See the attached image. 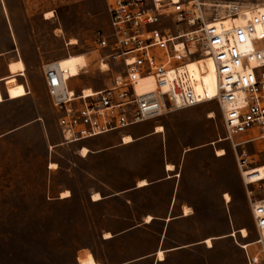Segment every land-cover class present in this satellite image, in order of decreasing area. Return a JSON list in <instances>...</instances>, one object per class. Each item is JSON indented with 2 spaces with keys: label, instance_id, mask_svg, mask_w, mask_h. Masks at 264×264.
I'll list each match as a JSON object with an SVG mask.
<instances>
[{
  "label": "rangeland",
  "instance_id": "1",
  "mask_svg": "<svg viewBox=\"0 0 264 264\" xmlns=\"http://www.w3.org/2000/svg\"><path fill=\"white\" fill-rule=\"evenodd\" d=\"M204 1L215 5L234 2L247 8L264 3ZM219 10L217 6L207 7L211 15ZM106 27L103 0H0V54L4 55L0 57V77L7 75L9 61L22 59L25 76L19 82L28 92L10 108H0V264H108L114 254L129 250L132 255L152 247L159 230L156 225L142 226L127 242L115 246L103 242L101 236L112 225L109 213L115 212L118 219L128 223L140 222L145 214L141 206L147 201L154 206L155 190L130 193L127 206L122 198L109 204L92 203L91 196L96 191L112 194L133 186L142 177H156L165 156L182 169L183 186L194 187L196 197L204 196V204L196 203V207H204L209 213L210 227L200 225L195 229H204L211 236L235 231L232 237L211 239L209 254H203L202 248L197 250L191 264H249L252 257L258 258L256 264H264V253L254 243L257 233L244 185L233 151L224 139L221 111L215 102L171 110L156 118L164 127L160 139L165 138L166 148L155 141L146 146L128 145L100 154L89 153L84 158L81 144H66L53 150L50 147L57 163H49L56 165L51 168L54 170L35 165L36 155L61 141L42 65L69 55L89 54L94 33ZM72 39L77 44L66 46ZM85 63L84 56L63 66L74 77ZM202 78L214 96V68L210 66ZM112 79L111 73H101L97 66L90 65L88 73L71 79L68 87L75 91L82 87L99 90L110 85ZM0 90L6 98L4 82H0ZM153 123L149 120L125 130L132 135L142 134L151 130ZM256 136L253 133L248 138ZM154 139L148 136L140 143ZM107 144L96 141L89 149L94 152ZM220 149L225 155L217 158L215 151ZM245 149L252 167L264 164L263 142L255 140ZM36 160L42 164L44 158L37 156ZM64 190H69L70 196L60 199ZM226 192L230 196L227 204L222 201ZM253 194L264 195L263 184ZM241 229H245L246 237L239 233Z\"/></svg>",
  "mask_w": 264,
  "mask_h": 264
},
{
  "label": "built area",
  "instance_id": "2",
  "mask_svg": "<svg viewBox=\"0 0 264 264\" xmlns=\"http://www.w3.org/2000/svg\"><path fill=\"white\" fill-rule=\"evenodd\" d=\"M103 2L107 27L94 33L77 76L66 78L58 61L43 66L63 141L93 138L171 110L215 102L250 206L255 244L264 253V195L253 194L262 184L264 191V179L246 175L252 163L245 149L255 140L264 143V3L249 16L247 7L234 2L214 15L204 0ZM209 60L216 76L214 96L190 70ZM90 65L111 73L110 85L89 93L83 87L70 89L68 82L88 73ZM253 133L257 136L248 138ZM257 262V257L248 259L249 264Z\"/></svg>",
  "mask_w": 264,
  "mask_h": 264
},
{
  "label": "crops",
  "instance_id": "3",
  "mask_svg": "<svg viewBox=\"0 0 264 264\" xmlns=\"http://www.w3.org/2000/svg\"><path fill=\"white\" fill-rule=\"evenodd\" d=\"M2 56L4 55L0 54V57ZM15 61H21L23 64V61L20 58L15 59L13 61H9L6 66L7 75L0 77V82L5 83V93H6V98H4L2 95V91L0 90V95L2 98V101L0 102V108L1 107L10 108L13 104L17 103L19 100L26 97L28 94L25 84L19 82V80L25 76L24 73L25 68L24 71H19L16 72L15 74H9L8 64ZM45 64L42 65V76H43V66ZM6 104H8V106H6ZM152 120H154V123L152 124L151 130L144 132L142 134L132 135L128 133L125 130L126 129L125 128L120 131H115L118 132V134L113 137L112 136L108 137L107 135L110 134L112 135L115 132H110L104 135H100L84 140H79L71 143H65L63 141L60 129L57 124L61 141L55 144L48 145V148L45 152L35 156L34 163L38 167L45 166L47 167L48 170H54L50 168V164H49L50 162H54L52 157V150L55 147L66 144L79 143L81 144L80 151L85 147L89 150L88 154L89 153L100 154L106 151H111L121 146H128V145L146 146L155 141L162 143L163 147L166 148L165 138L160 139V135H162L164 132L156 133V126L160 125L163 127V125H161L155 119ZM125 135H129L132 138L133 142L126 145L122 144L123 143L122 139L123 136ZM148 136L156 137V139L151 140L148 143L141 144L140 142L142 141V139ZM96 141H106L108 142V144L92 152L89 148ZM167 145L168 147H170V144L168 142ZM50 147H52V150ZM216 151H215V155L217 158L224 157V156L218 157ZM88 154L86 156H82V155L81 156L85 158L88 156ZM37 156H41V157L46 156L47 161L41 162L42 164H38V161L36 160ZM160 163L161 166L158 170L159 171L158 175H156V177L152 179H149V177H142L138 181H136V183L133 186L127 189L115 191L114 193L108 195H102L99 191H96L94 193H99L101 196V199L98 201H93L91 196L92 203L104 202L109 204L113 202L115 199L122 198L125 201L124 206H127L130 205V202L127 198V196L130 193L136 191L137 192H144V191L150 192L152 190L156 191L155 202L153 203L154 206H152V202L150 201L145 202L144 206H141L145 214L142 216L140 222L128 223L125 220L118 219L115 212L109 213L108 217L110 218V221L112 219L111 222L112 225L108 227L107 231H105L101 236L103 242L115 246L117 243L127 242L128 239L135 236V234L139 232L138 229H140L142 226L148 227V226L156 225L159 226V230L155 232V236L153 237L154 238L153 246L148 248L147 250H144V252L136 253L135 251L133 252L132 255H129V253H131L129 252V250L123 253L114 254L111 256L108 264H191L190 260L196 259L195 257L197 255L196 252L197 250H200L202 248L203 254L204 252H206L207 255L209 254L210 252L209 250L212 248V246L208 247L206 245L205 242L207 239H212V241H214V240L226 239L227 237H232L231 232L233 230L228 233L223 232L219 235L211 236L209 235L208 232L205 234L204 229L201 231L195 229L200 225L210 227L211 219L209 213H206L204 207H199V206L196 207V203L204 204L205 202L204 196H202V194H199L196 197V192L194 187L183 186L182 169L178 165H176V161L174 159L165 156L164 163L163 162ZM167 165H172L174 168L173 171H168L166 168ZM140 180H146L147 184L145 186L138 187L137 184ZM225 195L229 196L227 192L223 193L222 201H224V203L227 204L230 201V196H229V201H227ZM60 199H62L61 196ZM184 206L191 209L190 214L188 215L184 214L183 212ZM148 216H150L152 220L147 223L145 222V219ZM106 233H109L111 237L104 238V235ZM159 251L163 253L164 256L163 260H159L157 258Z\"/></svg>",
  "mask_w": 264,
  "mask_h": 264
},
{
  "label": "bare ground",
  "instance_id": "4",
  "mask_svg": "<svg viewBox=\"0 0 264 264\" xmlns=\"http://www.w3.org/2000/svg\"><path fill=\"white\" fill-rule=\"evenodd\" d=\"M262 4H263V3H262ZM207 5H208V6H212V7H213V6L221 7V6H224L225 4H217V5H215V4H210V3H208ZM257 7L260 8V7H261V4H260L259 6L256 5L254 8H257ZM254 8H248V9H246L247 14H248L249 16H250L251 14H253V12H254V10H255ZM49 15H51L50 12L47 13V14L45 15V16H46L45 18L47 19ZM236 22L241 23V22H242V19H239V20H237ZM224 23H225L226 25H229V21H225ZM75 44H77V42H76V40H74V39L70 40L69 43H68V45H75ZM81 57H84V55H83V54L69 55L68 57H65V58H63V59L58 60V64H59V66H60V68H61V70H62V72H63V75H64L66 78H69V77H72V76L70 75L68 69L65 68V67L63 66V64L66 63V62L74 61V60H76V59H78V58H81ZM210 66L213 67V64H212V62L209 60V61L206 62V66H203V67H197V65H193V66L190 67V70L192 71L194 77H196V78H197V77H203V76H205V75L208 73V69H209ZM106 67H107V66L104 65V64L101 65V69H102V68L106 69ZM207 67H208V68H207ZM213 68H214V67H213ZM8 70H9V73H10V74H15L16 72L23 71V70H24V67H23V64H22L21 61H15V62H11V63L8 64ZM102 70H103V69H102ZM78 71H79V70H78ZM202 72H203V75H202ZM77 74H78V72L75 74V76H77ZM83 90H84L85 93H89V92L91 91L90 88H86V89H83ZM140 90L142 91L143 88H141ZM210 116H211V115H210ZM161 132H163V127H162V126H156V133H161ZM122 140H123V143H122V144H124V145L133 142L132 138H131L129 135H125V136H123V139H122ZM88 152H89V150H88L87 148L84 147V148L81 150V155H82V156H86V155L88 154ZM216 154H217L218 157H221V156H224V155H225V151L222 150V149H220V150H217V151H216ZM52 167L55 168L56 165H55L54 163H51V164H50V168H52ZM166 168H167L168 171H173V169H174L172 165H167ZM250 170H251V171H249L248 173H246V175H249V177H250L252 180H262V179H264V164H263V165H258V166L251 167ZM146 184H147V181H146V180H140V181L138 182L137 186H138V187H141V186H145ZM69 195H70V192H69L68 190H66V191H64V192L61 193V198H62V199H63V198H66V197H68ZM225 198L227 199V201H229V196H228V195H225ZM100 199H101V196H100L99 193H94V194L92 195V200H93V201H98V200H100ZM183 212H184L185 215H188V214L191 213V209L188 208V207H185V206H184V207H183ZM151 220H152V218H151L150 216H148V217L145 219V222L148 223V222H150ZM239 233H241L242 237H246V236H247L245 229H241V230L239 231ZM231 235H235V231H232ZM110 237H111V235H110L109 233H106V234L104 235V238H110ZM205 243H206V245H207L208 247H211V246H212L211 239H207ZM254 243H255V242H254ZM246 246H248V245H246ZM157 258H158L159 260H163V259H164L163 253H162L161 251L158 252Z\"/></svg>",
  "mask_w": 264,
  "mask_h": 264
}]
</instances>
